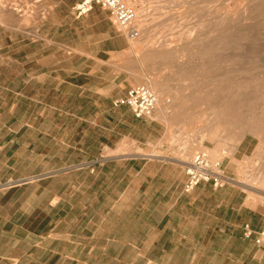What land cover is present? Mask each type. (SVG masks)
Wrapping results in <instances>:
<instances>
[{
    "label": "rangeland",
    "instance_id": "374dc122",
    "mask_svg": "<svg viewBox=\"0 0 264 264\" xmlns=\"http://www.w3.org/2000/svg\"><path fill=\"white\" fill-rule=\"evenodd\" d=\"M77 1L0 0V199H26L46 183L44 172L75 167L69 175L77 178L85 168H98L87 162L107 152L101 150L106 137L100 143L99 130L85 120L99 113L96 88L105 89L107 105L125 95V87H111L115 79L124 86L149 81L167 106L164 120L157 105L155 114L142 118L137 152L185 162L203 152L222 164L227 183L264 205V0H138L136 9L148 16L143 36L152 37L144 55L101 7L75 19ZM70 72L88 73L77 81L86 90L67 95Z\"/></svg>",
    "mask_w": 264,
    "mask_h": 264
},
{
    "label": "crops",
    "instance_id": "0c3cea01",
    "mask_svg": "<svg viewBox=\"0 0 264 264\" xmlns=\"http://www.w3.org/2000/svg\"><path fill=\"white\" fill-rule=\"evenodd\" d=\"M87 74L68 73L67 95L87 89L77 82ZM110 82L126 88L121 95L130 87ZM104 90L96 88L99 113L85 120L100 143L106 137L107 152L87 162L98 168L77 178L75 167L44 172L35 197L0 199V264H264V248L243 237L244 225L264 229V205L233 183L184 192L185 162L137 152L142 118L107 105Z\"/></svg>",
    "mask_w": 264,
    "mask_h": 264
},
{
    "label": "built area",
    "instance_id": "2783aa9c",
    "mask_svg": "<svg viewBox=\"0 0 264 264\" xmlns=\"http://www.w3.org/2000/svg\"><path fill=\"white\" fill-rule=\"evenodd\" d=\"M137 0H79L72 12L76 18L87 15L94 6L104 9L114 23L123 28L131 37H137L139 30L134 26L136 20ZM114 105L127 106L135 118L150 117L157 105L155 93L144 84L130 86L125 95L114 102ZM186 180L183 191L190 192L201 182H211L214 187H221L229 177L224 173L219 162L210 161L203 152L195 153L189 161L185 162ZM243 237L253 239L254 243L264 248V229L253 231L248 225L243 227ZM144 264H157L147 261Z\"/></svg>",
    "mask_w": 264,
    "mask_h": 264
},
{
    "label": "bare ground",
    "instance_id": "6f19581e",
    "mask_svg": "<svg viewBox=\"0 0 264 264\" xmlns=\"http://www.w3.org/2000/svg\"><path fill=\"white\" fill-rule=\"evenodd\" d=\"M137 1H138V0H137ZM140 1H141V0H139V2H140ZM144 1H145V0H144ZM173 1H174V0H173ZM262 1H263V0H262ZM142 2H143V0H142ZM176 2H177V1H176ZM136 3H137V2H136ZM138 4H139V3H138ZM245 5H246V4H245ZM0 6H1V5H0ZM142 6H143V5H142ZM2 8H3V5H2ZM4 8H6V7H4ZM143 8H145V7H143ZM229 8H230V7H229ZM0 9H1V8H0ZM7 9H8V8H7ZM222 9H223V8H222ZM144 11H146V10H145V9H141L140 7H138V8L136 9V20H135L134 26L137 27V29L139 30L140 34H138V37H133V39H135L133 43L136 44V47L138 46V51L143 52V55L146 54V53L148 52V49H149L148 46H149L150 44L147 45V43H148V41H150V39L152 38V37H151V38L148 37V36H149L148 34H146V35H147L146 38H144V36H143L144 33H145V30H146V28H145L144 26H145V25H148L147 22H146L147 20L145 19V18L148 17V16L145 15V13H147V11H146L145 13H144ZM174 11H175V10H174ZM223 11H224V10H223ZM242 11H243V10H242ZM160 12H161V11H160ZM233 12H234V11H233ZM13 14H14V13H13ZM228 14H229V13H228ZM151 15H152V13H151ZM151 15H150V17H151ZM157 15H158V14H157ZM161 15H162V14H161ZM174 15H175V14H174ZM14 16H15V15H14ZM145 16H146V17H145ZM152 16H153V15H152ZM181 16H182V15H181ZM236 16H237V14H236ZM236 16H235V17H236ZM240 16H241V14H240ZM240 16H239V17H240ZM144 17H145V18H144ZM154 17H156V16L154 15ZM230 17H231V16H230ZM152 18H153V17H152ZM152 18H150V20H151ZM233 18H234V16H233ZM247 18H248V17H247ZM247 18H245V19H247ZM250 18H251V17H250ZM181 19H182V18H181ZM218 19H219V18H218ZM27 20H28V19H27ZM27 20H26V21H27ZM224 20H225V19H224ZM248 20H249V19H248ZM23 21H25V18H24ZM26 21H25V22H26ZM172 21H173V20H172ZM234 21H236V20H234ZM243 21H244V20H243ZM27 22H28V21H27ZM150 22H151V21H150ZM173 22H174V21H173ZM224 22H225V21H224ZM261 22H262V21H261ZM148 23H149V22H148ZM165 23H166V22H165ZM230 23H231V22H230ZM242 23H243V22H242ZM166 24H167V23H166ZM173 24H174V23H173ZM177 24H178V23H177ZM228 24H229V22H228ZM232 24H233V21H232ZM161 25H162V24H161ZM167 25H168V24H167ZM167 25H166V27H167ZM256 25H257V24H256ZM162 26H163V25H162ZM168 26H169V25H168ZM178 26H179V25H178ZM253 26H254V25H253ZM253 26H252V27H253ZM257 26H258V25H257ZM146 27H147V26H146ZM233 27H234V26H233ZM258 27H259V26H258ZM119 28H120V27H119ZM162 28H163V27H162ZM167 28H168V27H167ZM167 28H165V29H167ZM170 28H171V27H170ZM239 28H241V27H239ZM239 28H238V29H239ZM245 28H246V27H245ZM117 29H118V27H117ZM222 29H223V28H222ZM246 29H247V28H246ZM255 29H256V28H255ZM122 30L124 31V29H122ZM186 30H189V29H186ZM236 30H237V29H236ZM243 30H244V29H243ZM263 30H264V29H263ZM167 31H168V30H167ZM125 32H126V31H125ZM170 32H171V31H170ZM183 32H185V31L183 30ZM183 32H181V33H183ZM225 32H226V31H225ZM225 32H224V33H225ZM231 32H232V31H231ZM233 32H234V31H233ZM158 33H159V32H158ZM186 33H187V32H186ZM188 33H189V32H188ZM227 33H228V32H227ZM258 33H260V32H258ZM258 33H257V34H258ZM126 34H127V32H126ZM184 34H185V33H184ZM189 34H190V33H189ZM247 34H248V33H247ZM249 34H250V33H249ZM262 34H263V33H262ZM180 35H181V34H180ZM180 35H179V36H180ZM221 35H222V34H221ZM251 35H252V33H251ZM156 36H157V35H156ZM177 36H178V35H177ZM186 36H187V34H186ZM189 36H190V35H189ZM240 36H241V35H240ZM242 36H243V35H242ZM242 36H241V37H242ZM167 37H168V36H167ZM184 37H185V36H183V38H184ZM220 37H221V36H220ZM225 37H227V36H225ZM232 37H233V36H232ZM238 37H239V36H238ZM244 37H246V35H245ZM252 37H253V36H252ZM252 37H251V38H252ZM148 38H150V39L148 40ZM160 38H161V37H160ZM179 38H181V37H179ZM186 38H187V37H186ZM189 38H190V37H189ZM217 38H218V37H217ZM227 38H228V37H227ZM246 38H247V37H246ZM248 38H249V37H248ZM248 38H247V39H248ZM258 38H259V36H258ZM258 38H257V39H258ZM130 39H131V38H130ZM165 39H166V38H165ZM222 39H223V38H222ZM231 39H232V38H230L229 40H231ZM237 39H238V38L236 37V40H237ZM247 39L244 40V38H243L244 41H247ZM249 39H250V38H249ZM232 40H234V39H232ZM236 40H235V41H236ZM243 40H242V41H243ZM250 40H251V39H250ZM185 41H186V40H185ZM218 41H220V40H217V44H219V43L221 42V41H220V42H218ZM238 41H240V39H238ZM166 42H167V41H166ZM166 42H164V43H166ZM181 42H182V41H181ZM214 42H215V41H214ZM232 42H233V41H231V43H232ZM240 42H241V41H240ZM252 42H253V41H251V44H252ZM150 43H151V42H150ZM215 43H216V42H215ZM223 43H224V42H223ZM223 43L221 44V45H222V48H223V45H225V44H223ZM235 43L238 44L239 42H235ZM244 43H245V42H244ZM134 44H133V45H134ZM169 44H170V43H168V45H169ZM233 44H234V43H233ZM247 44H248V43H247ZM263 44H264V43H263ZM161 45H162V44H161ZM161 45H160V46H161ZM256 45H257V44H256ZM134 46H135V45H134ZM165 46H167V45H165ZM165 46H163V47H165ZM217 46H218V45H217ZM248 46H249V45H248ZM250 46H251V45H250ZM150 47H151V45H150ZM163 47H162V48H163ZM243 47H245V46H243ZM165 48H166V47H165ZM216 48H217V47H216ZM216 48H215V49H216ZM233 48H234V47H233ZM237 48H238V47H237ZM151 49H152V48H151ZM155 49H156V48H155ZM217 49H220V50H221V46L219 45ZM217 49H216V50H217ZM245 49H246V48H245ZM249 49H252V48H249ZM156 50H157V49H156ZM216 50H215V52H217ZM233 50H234V49H233ZM247 50H248V49H247ZM247 50H246V51H247ZM252 50H254V49H252ZM181 51H182V49H181ZM184 51H185V49H184ZM184 51H183V53H184ZM218 51H219V50H218ZM159 52H160V51H159ZM178 52H179V51H178ZM255 52H256V49H255ZM138 53H139V52H138ZM183 53H182V55H183ZM185 53H186V52H185ZM188 53H189V52H188ZM213 53H214V52H213ZM219 53H220V52H219ZM233 53H234V52H233ZM244 53H246V52H244ZM244 53H243V54H244ZM250 53H251V52H250ZM253 53H254V52H253ZM156 54H157V53H156ZM180 54H181V52H180ZM224 54H225V53H224ZM176 55H177V54H176ZM184 55H185V54H184ZM245 55H246V54H245ZM253 55H254V54H253ZM259 55H260V54H259ZM152 56H154V54H153ZM168 56H169V55H168ZM178 56H180V55H178ZM202 56H203V54H202ZM202 56L200 55V57H202ZM250 56H251V55H250ZM256 56H258V55H256ZM169 57H170V56H169ZM172 57H173V56H172ZM203 57H204V56H203ZM235 57H237V56H235ZM238 57H239V56H238ZM141 58H142V57H141ZM216 58H217V57H216ZM255 58H256V57H255ZM177 59H179V58H177ZM177 59H176V62L178 61ZM191 59H192V57H191ZM217 59H218V58H217ZM153 60H154V59H153ZM174 61H175V60H174ZM179 61H181V60H179ZM179 61H178V63H179ZM191 61H192V60H191ZM230 61H231V60H230ZM240 61H241V60H240ZM244 61H245V60H244ZM144 62H145V61H144ZM164 62H165V61H164ZM187 62H188V61H187ZM232 62H233V60H232ZM235 62H237V61H235ZM174 63H175V62H174ZM184 63H186V62H184ZM238 63H239V62H238ZM152 64H153V63H152ZM176 64H177V63H176ZM181 64H182V61H181ZM191 64H192V63H191ZM186 65H187V64H186ZM189 65H190V64H189ZM216 65H217V64H216ZM233 65H234V64H233ZM253 65H254V64H253ZM133 66H134V65H133ZM167 66H168V65H167ZM169 66H170V65H169ZM175 66H176V65H175ZM178 66H179V65H178ZM180 66H181V65H180ZM182 66H183V65H182ZM184 66H185V65H184ZM228 66H229V65H228ZM236 66H238V65H236ZM256 66H257V65H256ZM259 66H260V65H259ZM117 67H119V66H117ZM164 67H166V66H164ZM193 67H194V65H193ZM252 67H253V66H252ZM194 68H195V67H194ZM194 68H193V69H194ZM168 69H169V68H168ZM173 69H174V68H173ZM173 69L170 68V69H169L170 72H172L171 70H173ZM176 69H178V68L176 67ZM179 69H180V68H179ZM235 69H236V67H235ZM240 69H241V67H240ZM136 70H137V69H136ZM166 70H167V69H166ZM161 71H162V70H161ZM177 71H178V70H177ZM183 71H184V70H183ZM240 71H241V70H240ZM179 72H180V71H179ZM141 73H142V72H141ZM179 74H180V73H179ZM181 74H182V73H181ZM138 75H139V74H138ZM138 75H137V76H138ZM184 76H185V75H184ZM177 77H178V76H177ZM139 78H140V77H139ZM178 78H179V77H178ZM178 78H177V79H178ZM190 78H191V77H190ZM179 79H180V78H179ZM141 80H142V79H141ZM138 81H140V80H138ZM142 81L144 82V84H145L146 86H148V87L150 88L151 85H150V83H148L149 81H148V82H146V81H144V80H142ZM237 82H238V81H237ZM151 83H152V82H151ZM254 83H256V82H253L252 84H254ZM155 84H156V83H155ZM155 84H154V85H155ZM237 84H238V83H237ZM260 84H261V83H260ZM154 85H153V86H154ZM156 85H157V84H156ZM257 85H259V84H257ZM261 85H262V88H264V87H263V84H261ZM239 86H240V89H241V86H243V85L240 84ZM255 87H256V86H255ZM259 87H260V86H259ZM236 88H238V86H237ZM242 88H243V87H242ZM240 89L238 88V90H240ZM178 90H179V89H178ZM257 90H258V89H257ZM260 90H261V89H260ZM178 92H179V91H178ZM263 92H264V91H263ZM174 93H175V92H174ZM176 93H177V92H176ZM180 94H181V93H180ZM180 94H179V95H180ZM182 94H183V93H182ZM262 94H263V93H262ZM176 95H178V93H177ZM184 96H186V95H184ZM175 97L177 98V96H175ZM179 98H180V97H179ZM179 98H178V100H179ZM181 99L184 100L185 98L183 99L182 96H181ZM181 99H180V100H181ZM186 99H187V98H186ZM186 99H185V100H186ZM174 100H175V99H174ZM185 100H184V101H185ZM175 101H176V100H175ZM184 101H182V102H184ZM186 101H187V100H186ZM176 102H177V101H176ZM178 102H180V101H178ZM251 102H252V101H251ZM184 103H186V102H184ZM169 104H170V103H169ZM181 104H182V107H183V106H184L183 103H181ZM178 105H180V104H177L176 106H178ZM157 106H158V110H157L156 113H157V114H160L161 119H163V120L166 119V117H167V116H166V113H167V112H166L167 106L163 103V101L160 99V97L157 98ZM175 109H176V108H175ZM214 109H215V108H214ZM217 109H218V108H217ZM217 109H216V110H217ZM212 110H213V109H212ZM155 111H156V110H155ZM158 111H159V113H158ZM251 111H252V110H251ZM180 112H181V111H180ZM154 114H155V113H154ZM211 115H212V114H211ZM213 115H214V114H213ZM156 116H157V115H156ZM171 116H172V115H171ZM176 116H177V115H176ZM157 117H159V115H158ZM213 117H215V115H214ZM252 117H253V116H252ZM258 117H259V116H258ZM261 117H262V116H261ZM263 121H264V120H263ZM254 122H255V121H254ZM253 127H254V126H253ZM255 127H256V126H255ZM261 127H262V126H261ZM259 129H260V128H259ZM260 131H261V130H260ZM139 151H140V150H139ZM208 152H209L210 155H214V154L218 153V149L215 148V149L209 150ZM148 154H150V153H148ZM181 160H182L183 162H185L184 159L181 158ZM186 162H187V161H186ZM243 178H244V177H243ZM253 180H254V179H253ZM259 181H260V180H259ZM259 183H260V182H259ZM262 183H263V182H262ZM262 183H260V185H262ZM244 184H245V183H244ZM247 185H248V184H247ZM250 185H251V184H250ZM251 186H252V185H251Z\"/></svg>",
    "mask_w": 264,
    "mask_h": 264
}]
</instances>
